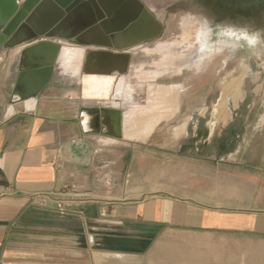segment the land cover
Returning <instances> with one entry per match:
<instances>
[{
    "label": "crops",
    "instance_id": "obj_1",
    "mask_svg": "<svg viewBox=\"0 0 264 264\" xmlns=\"http://www.w3.org/2000/svg\"><path fill=\"white\" fill-rule=\"evenodd\" d=\"M19 1L22 9L27 0ZM20 13L0 31V264H264V139L235 141L223 157L187 156L179 172H166L170 187L149 190L134 170L125 173L138 152L122 141L148 140L175 112L179 88H157L160 107H113L122 113V139L108 135L110 125L98 130L86 111L96 106L66 105L56 81L33 110L9 116L30 68L23 52L35 44L12 43ZM48 42L70 56L81 50V66L87 49ZM233 83L229 91L240 89ZM122 86L120 79L114 96ZM147 119L153 126L141 133ZM174 132L170 141L187 133V121ZM63 202L74 211L60 214Z\"/></svg>",
    "mask_w": 264,
    "mask_h": 264
},
{
    "label": "rangeland",
    "instance_id": "obj_2",
    "mask_svg": "<svg viewBox=\"0 0 264 264\" xmlns=\"http://www.w3.org/2000/svg\"><path fill=\"white\" fill-rule=\"evenodd\" d=\"M142 1L166 24L167 29L161 39L131 51L130 68L125 77L121 78L123 91L119 97L114 96V85L107 98L90 99L84 96L86 85L82 80L85 75H82V63L81 66L79 63L81 50L74 51L73 56L68 51L61 53L57 68L62 80L59 91L60 97H67L64 101L66 105L119 107L123 112L131 113L150 106L160 107L163 104L161 99L152 101L158 97L157 88H179L173 103L175 112L155 129L148 140L138 143L122 141L125 148H136V157L141 162L136 159L133 167L131 165L127 168L126 165L125 173H132L134 170L135 176H139L141 184L149 190L164 191L166 184L170 187L165 179L166 172H179L180 163L187 156L200 158L222 154L223 157L224 153L234 149L235 141L238 144L242 143V139L247 142L264 139V45L254 44L250 48L246 41L237 40L243 50L236 51H220L216 47L209 50L207 46L199 55V59H202L199 67L194 65L189 69L184 68L185 61L190 64L192 49L197 54L198 39L205 34L203 28H213L212 21L216 16L230 19L231 15L247 16L250 12L258 13L261 16L254 18L248 27L254 28L258 35L264 34V0L250 2L253 5L247 8L248 12L239 11V8L243 9L250 4L245 3L248 0H217L216 4L213 0H200L204 2V8L196 7V1L201 4L198 0ZM237 26V23H227L226 27L218 28L210 43L228 40L233 33L242 32V28L235 29ZM62 43L64 46L67 44L66 47L74 46L68 42ZM227 62L232 66L230 64L226 67ZM153 74H157V79H146ZM235 80L240 82V89L230 92L226 87ZM183 100L188 111H201L202 107L204 110L194 116L195 122L187 127L185 135L177 141H170L173 134L175 135L174 129L182 122L188 123L192 117H186L185 112L180 114ZM207 106H211L209 113H206ZM198 118L201 121L199 128L196 122ZM125 150L127 153L131 149ZM126 156L129 162L132 155L127 153Z\"/></svg>",
    "mask_w": 264,
    "mask_h": 264
},
{
    "label": "water",
    "instance_id": "obj_3",
    "mask_svg": "<svg viewBox=\"0 0 264 264\" xmlns=\"http://www.w3.org/2000/svg\"><path fill=\"white\" fill-rule=\"evenodd\" d=\"M18 1L0 0V31L21 12L18 24L14 21L19 28L12 43L35 44L23 52L30 68L19 77L16 89L23 96L10 106L9 116L33 110L50 84L62 48L48 39L60 38L87 49L82 75L124 76L130 68L132 49L158 39L164 30L140 0H27L22 9ZM86 111L99 131L103 124L110 125L108 135L122 139L120 111L113 107Z\"/></svg>",
    "mask_w": 264,
    "mask_h": 264
},
{
    "label": "flooded vegetation",
    "instance_id": "obj_4",
    "mask_svg": "<svg viewBox=\"0 0 264 264\" xmlns=\"http://www.w3.org/2000/svg\"><path fill=\"white\" fill-rule=\"evenodd\" d=\"M140 1H142V0H140ZM201 4H199L197 1H196V3H197V5H196V7H198V8H204V2H205V0H202V1H204V2H202V1H200V0H198ZM143 2V1H142ZM213 3H215L216 4V2H217V0H213L212 1ZM254 3L255 1H253V0H248V1H246L245 3H247V4H249V3ZM249 4V5H246L243 9H242V7L241 8H239V11L240 12H244V11H247V8H251L252 7V5L253 4ZM145 4V3H144ZM231 6V5H230ZM229 6V7H230ZM150 9V8H149ZM227 9H228V7H227ZM189 10V9H188ZM153 11V10H152ZM249 11V10H248ZM247 11V12H248ZM259 12V11H258ZM153 13H154V11H153ZM226 13V12H225ZM155 14V13H154ZM241 16H243V14L241 15ZM241 16H232L231 15V18L230 19H226V17L225 16H223V17H215V19L212 21V24H213V28H210V29H208L207 27H204L203 28V30H204V36H200L199 37V39H198V47L196 48V50H197V54H194L193 53V50L194 49H192V54H191V56L189 57V59H190V64L188 65V63H186V61H185V63H184V68H186V69H189V68H191V67H193L194 65H196L197 67H199V65L201 64V61H202V59H199V55H200V53H201V51H203L204 49V47H209V50H213V48L214 47H216L217 49H219L220 51H223V50H234V51H236V50H243V47L241 46V45H238L237 43V40H244V41H246V43H247V45H249L250 46V48H253V46H254V44H261V45H264V34H257L253 29L254 28H252L251 26L250 27H248V24H252V21H253V19L254 18H256V19H258V17L259 16H261L260 14H256L255 12H250L247 16H243V17H241ZM155 17L158 19V21L164 26V30H163V33H162V35H161V37H159L158 39H156V40H159V39H161L163 36H164V34H165V32H166V29H167V26H166V24L163 22V21H161L159 18H158V16L155 14ZM227 23H237L238 24V26L237 27H235V29H243V31L242 32H236V33H233V36L232 37H230V39H228V40H225V39H222V40H219L217 43H215V44H211L210 43V41L212 40V38H213V34L215 33V31L218 29V28H222V27H226V24ZM246 24V25H245ZM245 25V27H243ZM217 26V27H216ZM255 32V33H254ZM156 40H154V41H156ZM154 41H152V42H154ZM152 42H150V43H152ZM146 44H148V43H146ZM143 45H145V44H143ZM142 45V46H143ZM140 47V46H139ZM211 48V49H210ZM135 49H137V48H135ZM245 50V49H244ZM211 54V53H210ZM230 62H227L226 63V67H229L230 66ZM231 66H232V64H231ZM227 69L228 68H226L225 69V72H227ZM230 72V71H229ZM123 77H125V76H123ZM123 77H121V78H123ZM120 78V79H121ZM119 79V80H120ZM53 81H54V84H55V81H56V84L58 83V84H62V80L60 79V75L58 74L57 75V73H56V76H53V78H52V80H51V82H50V84L49 85H51V83H53ZM58 81V82H57ZM119 82V81H118ZM48 85V86H49ZM48 86L45 88V89H47L48 88ZM188 102V101H187ZM186 102V103H187ZM208 107V106H207ZM215 107V106H214ZM201 108V107H200ZM202 110L201 111H203L204 110V108L202 107L201 108ZM180 114H182V113H184V114H186V117H190L191 115H192V117H190V121L187 123V127L189 128L190 126H192L193 125V123L195 122V119H194V116L195 115H197V114H199L201 111H199L198 109H197V111L196 110H192V111H188L187 110V108H186V105H185V100H183V104H182V106L180 107ZM206 110V109H205ZM213 110H214V108H213ZM211 111V106L210 107H208L207 108V110H206V113H209ZM196 122H197V128H199V126H200V123H201V121H200V119L198 118L197 120H196Z\"/></svg>",
    "mask_w": 264,
    "mask_h": 264
},
{
    "label": "bare ground",
    "instance_id": "obj_5",
    "mask_svg": "<svg viewBox=\"0 0 264 264\" xmlns=\"http://www.w3.org/2000/svg\"><path fill=\"white\" fill-rule=\"evenodd\" d=\"M83 77L84 78H83L82 82L86 85V88L84 89V96L86 98H90V99H103V98L109 97L110 91H111V88L113 85L115 87L114 88V91H115L116 85H117L119 79L123 76H117V77L116 76H111V77L110 76H83ZM160 112H162V111H160ZM163 112H165V111H163ZM161 116L162 115H156L155 119H158ZM132 117H134V116H132ZM134 118L136 119V117H134ZM150 121H152V120H150ZM150 121H149V119L144 121L143 128L140 130L141 133L146 132V134H147V132H149L151 130V128L153 126V121L152 122H150ZM137 132H139V131H137ZM134 134H135V132H134Z\"/></svg>",
    "mask_w": 264,
    "mask_h": 264
},
{
    "label": "built area",
    "instance_id": "obj_6",
    "mask_svg": "<svg viewBox=\"0 0 264 264\" xmlns=\"http://www.w3.org/2000/svg\"><path fill=\"white\" fill-rule=\"evenodd\" d=\"M22 2L21 1H18V4L20 5ZM224 161H225V158H221L220 159V162H224ZM73 188H75V187H73ZM39 205L41 207H44L46 205V200H43ZM57 211L60 214L68 215V214H70V213H72L74 211V208L70 204H67V203L63 202V203H60L58 205Z\"/></svg>",
    "mask_w": 264,
    "mask_h": 264
}]
</instances>
